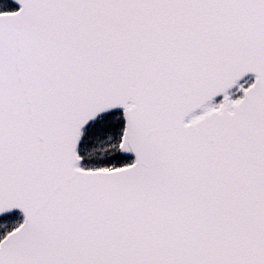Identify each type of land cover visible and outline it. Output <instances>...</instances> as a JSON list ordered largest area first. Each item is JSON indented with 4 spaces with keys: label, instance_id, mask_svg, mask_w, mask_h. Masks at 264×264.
<instances>
[{
    "label": "snow or ice",
    "instance_id": "obj_1",
    "mask_svg": "<svg viewBox=\"0 0 264 264\" xmlns=\"http://www.w3.org/2000/svg\"><path fill=\"white\" fill-rule=\"evenodd\" d=\"M0 264H264V0H0Z\"/></svg>",
    "mask_w": 264,
    "mask_h": 264
}]
</instances>
